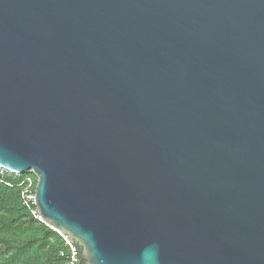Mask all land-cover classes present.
I'll use <instances>...</instances> for the list:
<instances>
[{
  "label": "water",
  "instance_id": "obj_1",
  "mask_svg": "<svg viewBox=\"0 0 264 264\" xmlns=\"http://www.w3.org/2000/svg\"><path fill=\"white\" fill-rule=\"evenodd\" d=\"M0 167L80 264H264V0H0Z\"/></svg>",
  "mask_w": 264,
  "mask_h": 264
},
{
  "label": "trees",
  "instance_id": "obj_2",
  "mask_svg": "<svg viewBox=\"0 0 264 264\" xmlns=\"http://www.w3.org/2000/svg\"><path fill=\"white\" fill-rule=\"evenodd\" d=\"M63 249L62 238L23 206L20 188L0 185V264H62Z\"/></svg>",
  "mask_w": 264,
  "mask_h": 264
},
{
  "label": "built area",
  "instance_id": "obj_3",
  "mask_svg": "<svg viewBox=\"0 0 264 264\" xmlns=\"http://www.w3.org/2000/svg\"><path fill=\"white\" fill-rule=\"evenodd\" d=\"M16 180L19 181L15 182ZM36 184L37 178L33 172H28L25 175H18L0 167V185L8 188H20L23 206L34 220L41 223V217L37 212L34 202ZM62 240L64 242V249L61 252V256L64 258L62 264H80L76 256V248L64 238H62Z\"/></svg>",
  "mask_w": 264,
  "mask_h": 264
}]
</instances>
